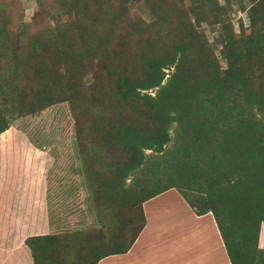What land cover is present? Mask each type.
<instances>
[{
    "label": "trees",
    "instance_id": "16d2710c",
    "mask_svg": "<svg viewBox=\"0 0 264 264\" xmlns=\"http://www.w3.org/2000/svg\"><path fill=\"white\" fill-rule=\"evenodd\" d=\"M32 2L28 17L0 0V226L3 214L28 225L0 264L125 254L143 203L170 189L212 214L231 264H264V0ZM61 104L67 142L13 126ZM37 153L38 183L25 161ZM84 190L94 226L56 232L60 197Z\"/></svg>",
    "mask_w": 264,
    "mask_h": 264
},
{
    "label": "crops",
    "instance_id": "0c3cea01",
    "mask_svg": "<svg viewBox=\"0 0 264 264\" xmlns=\"http://www.w3.org/2000/svg\"><path fill=\"white\" fill-rule=\"evenodd\" d=\"M6 140L1 136L0 145ZM35 172L36 182H41L39 176L43 169ZM143 211L146 225L131 249L122 255L106 257L97 264H231L212 214H194L175 189L143 203ZM1 222L2 246L10 234L19 239L13 249L8 242L6 250L0 247V252L3 255L7 252L8 256L20 250L19 246L27 236V219H7L3 214ZM12 222L17 225L9 232ZM260 246L264 248V241Z\"/></svg>",
    "mask_w": 264,
    "mask_h": 264
},
{
    "label": "rangeland",
    "instance_id": "374dc122",
    "mask_svg": "<svg viewBox=\"0 0 264 264\" xmlns=\"http://www.w3.org/2000/svg\"><path fill=\"white\" fill-rule=\"evenodd\" d=\"M21 3L23 9L25 10L26 16L29 17L35 10L34 3L32 0H21ZM232 18L235 26L236 20L238 18H242L244 23L247 24L245 16L241 13H233ZM235 29L237 30V27H235ZM72 125L73 122L65 104L54 106L53 108L44 111L41 115L19 120L13 124L16 130H20L28 138L37 140L41 142V144L47 145L48 147H50L51 144H54L55 142L61 140H65V142H67L72 139ZM14 134L15 133H11L10 135L12 136ZM25 158L27 163H30L31 160L35 162L34 168L36 171H42L43 163H41L42 161L40 154H27ZM37 159H40V162H38ZM87 194L88 193L86 190H84V195H82V193H78L77 200L72 202L70 199L60 197V202L57 203L58 205L54 209V212H56L57 215L63 220V225L59 224L55 226L56 232H66L74 229H86L94 226L95 217L92 213V208ZM25 224L27 225V223ZM20 232H22V229ZM3 240L4 238L0 239V241ZM3 245L5 247L2 246V249L5 250L9 246L7 242Z\"/></svg>",
    "mask_w": 264,
    "mask_h": 264
}]
</instances>
